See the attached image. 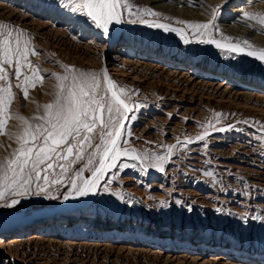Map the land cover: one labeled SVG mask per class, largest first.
Listing matches in <instances>:
<instances>
[{
	"label": "rangeland",
	"instance_id": "rangeland-1",
	"mask_svg": "<svg viewBox=\"0 0 264 264\" xmlns=\"http://www.w3.org/2000/svg\"><path fill=\"white\" fill-rule=\"evenodd\" d=\"M125 2L146 23L169 24L183 37L146 23H127L125 13V22L110 25L115 42L109 43L101 29L60 0H0V23L22 31L21 39L37 53L29 60L44 76L29 86L27 98L16 87L24 80L23 70L16 80L9 69L8 83L0 82L10 84L14 93L5 113L11 119L0 134V161L19 148L17 134L25 125L16 117L31 122L54 99L59 82L53 74L64 75L62 65L82 72L107 69L118 87L134 93L132 102L140 105L136 117L181 126V134L128 138L126 147L137 152L166 155L173 146L164 172L114 169L102 178L97 195L66 213L52 209L62 206V199L32 197L13 208L0 207V222L8 225L56 212L39 231L30 225L10 250L19 264H264V223L251 219L264 215V62L200 42L214 38L247 49V40L250 50L264 49V0ZM146 9L158 15H145ZM209 21L215 24L211 35L200 36L190 27ZM161 125L151 126L167 132ZM219 127L226 130L216 131ZM200 135L204 141L196 139ZM162 201L167 207H161ZM129 246L133 250H125Z\"/></svg>",
	"mask_w": 264,
	"mask_h": 264
},
{
	"label": "snow or ice",
	"instance_id": "snow-or-ice-1",
	"mask_svg": "<svg viewBox=\"0 0 264 264\" xmlns=\"http://www.w3.org/2000/svg\"><path fill=\"white\" fill-rule=\"evenodd\" d=\"M60 3L66 7L70 5L72 13L87 17L106 36L110 34V25L125 22V13L127 23H146L133 13L125 0H60ZM151 14L158 15L154 12ZM260 22L264 24V20ZM146 26L183 37L182 30L166 23L147 22ZM190 27L196 34L204 36L206 32L211 35L210 30L215 28V24L209 21L192 24ZM22 35L21 30L0 23V82L8 83L9 69L14 70L11 75L16 80L20 79L23 70L24 80L16 84V87L21 88L27 98L29 86L34 88L44 76L38 73L39 66H34L29 60L30 55L37 53L34 50L30 52L29 42L22 40ZM200 42L215 44L217 48L237 55L246 54L264 62V49L250 50L252 46L247 40L243 42L248 46L247 49L235 43L225 46L214 38H205ZM61 67L64 75L53 74L59 82L54 99L44 104L43 111L33 117L31 122L22 116L16 117L25 126L22 133L17 134L19 148L10 158L0 161V207L13 208L20 205L22 200L32 197L62 199L67 202L97 195L102 186V178L108 172L114 169L122 172L129 167H139L141 172L149 168L164 172V165L173 155V146L167 147L166 155L137 152L134 148L126 147L128 138L132 136L126 121L136 119L135 110L140 105L132 102L134 93L118 87L107 69L96 73L82 72L68 65ZM29 71L31 77L27 74ZM13 95L10 84L7 87L0 85V134H3L6 121L11 119L5 113L8 112ZM232 128V125L228 126L229 130ZM225 130L224 127L216 129L219 132ZM196 139L204 141L205 136L200 135ZM261 139H264V133ZM191 142L184 143L186 145ZM204 146L207 147L206 144ZM85 159L83 167L73 170V165ZM86 171L90 172V176H85ZM205 174L213 175L210 172ZM112 175L114 177L115 172ZM107 182L103 181L105 184ZM104 190L107 191L106 188ZM115 195L123 200L120 193ZM126 203H131V200ZM161 207H167L166 202L162 201ZM188 211L191 212L192 208L189 207ZM251 219L264 223V215H255Z\"/></svg>",
	"mask_w": 264,
	"mask_h": 264
},
{
	"label": "bare ground",
	"instance_id": "bare-ground-1",
	"mask_svg": "<svg viewBox=\"0 0 264 264\" xmlns=\"http://www.w3.org/2000/svg\"><path fill=\"white\" fill-rule=\"evenodd\" d=\"M152 11L150 12H146L145 15H150ZM107 38V42L109 43H112V42H115V38H114V34L110 31V34L106 36ZM191 103V102H190ZM166 104V103H165ZM164 105V104H163ZM190 105V104H189ZM169 107V106H168ZM169 109V108H168ZM174 111V110H173ZM176 111V110H175ZM178 112V111H177ZM186 112V111H185ZM164 114V113H163ZM183 114V113H182ZM188 115V114H187ZM194 115V114H193ZM180 116V115H179ZM191 116V115H190ZM144 117H148L147 115L144 116ZM150 117V116H149ZM176 117V116H175ZM178 117V116H177ZM160 118V117H159ZM185 118L182 116V119ZM153 119V117L151 118ZM180 119V118H179ZM181 119V120H182ZM186 119V118H185ZM184 119V121H186ZM174 120V118H173ZM147 118H138L136 117L135 120H129V121H126V124L128 126L129 129L132 130V135L135 136L136 138L137 137H145V136H149V137H155L157 135H163V137L166 135V133H170L168 135H175L177 132L180 131V127L179 124H170L166 121H164L163 119H157L155 118L154 121H150V122H147ZM188 121V120H187ZM161 123V127L163 128H166L167 132H164L162 130H155L154 128H152V124L154 125H157L158 126V123ZM149 123V124H147ZM184 123V122H183ZM187 123V122H186ZM162 128V129H163ZM186 128V127H185ZM184 128V129H185ZM192 128V127H191ZM191 128H188L191 130ZM183 129V128H182ZM187 130V129H186ZM182 131V130H181ZM185 131V130H184ZM183 131V132H184ZM188 131V130H187ZM154 133V135L152 134ZM196 133V132H195ZM177 134H181V133H177ZM139 137V138H140ZM172 138V137H171ZM176 139V138H175ZM174 139V140H175ZM170 141V140H169ZM173 141V140H172ZM219 144V143H218ZM216 145V144H215ZM231 146V145H230ZM220 148V147H219ZM224 148V147H223ZM233 149V148H232ZM225 151V149H223ZM242 150V149H241ZM240 150V151H241ZM235 149L233 151H231L229 154H234L235 152ZM239 151V150H237ZM236 151V152H237ZM218 152V151H217ZM228 152V150H227ZM221 153V151L219 152ZM252 153V152H251ZM238 154V152H237ZM240 154V153H239ZM243 154V153H241ZM201 155V154H200ZM224 155V152L219 155V156H222ZM228 155V154H227ZM249 155V154H248ZM233 156V155H232ZM237 156V155H236ZM242 156V155H241ZM193 157V156H192ZM226 157V154L225 156ZM234 157V156H233ZM195 158V157H194ZM223 158V157H222ZM232 158V157H231ZM229 159V158H228ZM242 159V158H241ZM230 161V160H229ZM233 161V160H232ZM236 162V161H235ZM247 163V161H245ZM243 163V162H242ZM250 163V162H249ZM228 164V163H227ZM251 164V163H250ZM260 164V163H259ZM196 165V164H195ZM226 165V164H225ZM240 165V164H239ZM248 165V164H247ZM238 166V165H237ZM237 166H235V168H237ZM246 166V165H245ZM253 166V165H252ZM251 166V167H252ZM227 167V165L225 166ZM231 167V166H230ZM239 167V166H238ZM241 168V167H239ZM248 168V167H247ZM238 169V168H237ZM245 169V168H244ZM249 169V168H248ZM240 170V169H239ZM241 171V170H240ZM254 171V170H253ZM243 172V171H242ZM247 172V171H246ZM249 173V172H248ZM251 173V172H250ZM253 173V172H252ZM258 174V172H257ZM253 175V174H252ZM258 176V175H256ZM255 176V177H256ZM261 176V175H260ZM251 177V176H250ZM252 178V177H251ZM167 179V178H166ZM257 180V179H256ZM264 181V180H263ZM260 182V181H259ZM264 183V182H263ZM256 187V186H255ZM91 197L88 196L87 198H83L82 200L78 199V200H70V201H67L65 202L60 208H57L56 211H73L77 208L79 202H82L83 200H89ZM64 208V210H63ZM62 209V210H61ZM56 212H52V211H46V212H43L42 214H39L37 215L35 219L31 220V222H28L27 220H23V221H16L14 222V224H6V223H2L0 222V259H1V262L2 264H19V256L15 253V252H12L10 250V247H12L15 243L19 242V240L17 238L23 236L24 234V231H26L27 229L30 228V225H34L35 227H37V231H39L40 229H38L41 225H44L45 222L47 221H51L53 219V214H55ZM66 213V212H65ZM69 213V212H68ZM12 235V236H10ZM125 250H133V248L131 246L125 248ZM222 252H226L225 249H222ZM228 252V251H227ZM175 258H177V256H175ZM196 259H199V258H196ZM245 260V259H243Z\"/></svg>",
	"mask_w": 264,
	"mask_h": 264
},
{
	"label": "water",
	"instance_id": "water-1",
	"mask_svg": "<svg viewBox=\"0 0 264 264\" xmlns=\"http://www.w3.org/2000/svg\"><path fill=\"white\" fill-rule=\"evenodd\" d=\"M61 206V204H59L58 206H56L55 208H52L53 210H55V209H57L58 207H60Z\"/></svg>",
	"mask_w": 264,
	"mask_h": 264
}]
</instances>
